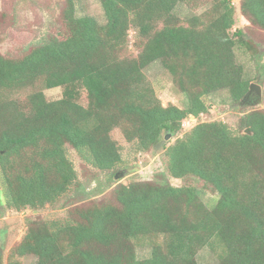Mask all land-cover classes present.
Instances as JSON below:
<instances>
[{"label":"trees","instance_id":"1","mask_svg":"<svg viewBox=\"0 0 264 264\" xmlns=\"http://www.w3.org/2000/svg\"><path fill=\"white\" fill-rule=\"evenodd\" d=\"M67 1V37L44 39L17 59L0 53V89L22 91L38 82L63 88L56 101L43 91L24 106L0 98L6 206L40 209L66 194L78 178L68 147L87 167L114 173L123 163L111 136L117 128L139 152L161 146L166 172L121 186L118 206L86 208L75 221L31 224L16 256H35V264H198L197 251L209 246L220 250L218 264H264V110L242 114L235 129L200 122L174 143L164 141L191 116L206 114L216 93L226 92L235 109L249 91L235 55L248 41L241 29L231 34L229 0L215 4L208 22L161 28L156 24L175 5L196 0H98L104 25L76 17L74 0ZM240 10L264 31V0H242ZM132 28L146 42L136 57L121 56ZM157 60L185 95L184 107L163 106L147 82L143 70ZM84 92L85 107L76 102ZM189 176L218 193L212 209L194 186L169 182ZM140 245L149 246L148 257H139Z\"/></svg>","mask_w":264,"mask_h":264},{"label":"rangeland","instance_id":"2","mask_svg":"<svg viewBox=\"0 0 264 264\" xmlns=\"http://www.w3.org/2000/svg\"><path fill=\"white\" fill-rule=\"evenodd\" d=\"M220 0H196L175 5L173 12L165 19H160L157 27L167 25L189 26L193 18L204 22L212 19L213 7ZM242 0H229L235 10L236 24L231 34L241 29L248 42L237 45L235 48L236 60L244 68V76L251 83L262 87V101L255 105H244L231 108L226 92L216 93L207 99L208 112L199 118H188L184 121L182 130L166 140L168 144L174 143L184 136L197 123L219 121L228 124L231 128L238 127L240 116L251 110H264V31L251 25L240 10ZM74 14L76 17L91 16L99 25L105 24V15L98 0H74ZM68 10L67 0H0V53L10 59L21 58L44 39L57 37L63 39L69 35V27L65 20ZM146 42V37L139 34L135 28L130 29L127 46L121 56L136 57ZM143 73L149 85L163 106L173 104L184 107L187 99L174 84L168 71L157 60L146 68ZM43 91L48 101L63 98V88L45 89L40 82L33 87L22 91H8L0 89V98L24 106L25 99L32 93ZM77 103L85 107L87 99L85 92L77 98ZM117 142L123 163L113 172H100L87 167L68 147V157L73 162L78 178L69 187L66 194L54 204L46 205L40 209L22 208L14 210L5 204L6 198L2 194L4 184L0 180V264H35L36 258L32 255L18 257L14 253L21 243L28 228L35 222L75 221L78 214L86 208L104 205L107 203L118 206L115 191L121 186L134 181H153L161 173L166 172L164 149L152 147L139 152L136 144L125 140L120 128L114 129L111 134ZM167 136V135H166ZM118 176V178H116ZM173 186H194L200 192L201 199L207 208L212 209L219 198L218 193L210 186L196 177L189 176L183 179L169 177ZM160 242L162 240L160 239ZM140 258L150 255L149 246L140 245L137 248ZM220 250L213 251L205 246L197 251L198 264H218Z\"/></svg>","mask_w":264,"mask_h":264},{"label":"water","instance_id":"3","mask_svg":"<svg viewBox=\"0 0 264 264\" xmlns=\"http://www.w3.org/2000/svg\"><path fill=\"white\" fill-rule=\"evenodd\" d=\"M250 96L254 97V103L252 104V106H255L257 104H259L262 101V87L259 84L256 83H251L249 86V91L246 94L245 99H248ZM244 100L242 101L244 103ZM192 118H194L192 116ZM244 133H249L248 130H246ZM170 138V135L166 136V140ZM116 178H118V176H116Z\"/></svg>","mask_w":264,"mask_h":264},{"label":"flooded vegetation","instance_id":"4","mask_svg":"<svg viewBox=\"0 0 264 264\" xmlns=\"http://www.w3.org/2000/svg\"><path fill=\"white\" fill-rule=\"evenodd\" d=\"M254 103V97L253 96H250L248 99H245L244 100V105H252ZM1 246H0V260H1Z\"/></svg>","mask_w":264,"mask_h":264}]
</instances>
